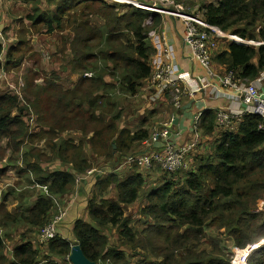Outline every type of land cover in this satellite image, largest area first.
Returning a JSON list of instances; mask_svg holds the SVG:
<instances>
[{"label":"trees","instance_id":"16d2710c","mask_svg":"<svg viewBox=\"0 0 264 264\" xmlns=\"http://www.w3.org/2000/svg\"><path fill=\"white\" fill-rule=\"evenodd\" d=\"M79 1L100 2L103 8L115 11L116 15L113 17L111 13L104 12L103 15L109 19L106 25L99 29L89 25L85 28L80 26L72 40L71 61L81 66V69L75 66L73 69L82 74L78 83L65 89L60 83L47 82L44 87L35 89L29 81L27 92L31 99L25 92V101L32 103V107L6 91L0 93V142L6 139L9 147L17 152L23 146L27 150L26 146L40 137V133L30 132L25 119L31 108L39 114L43 128L49 126L51 133L69 129L88 132L86 126L89 119L85 114L96 119L95 112L103 96L98 91L108 84L95 72L92 77L86 76V73L93 71L89 40L100 38L101 45L106 49L100 50L105 51L106 63H111L112 69L121 71L118 89L129 97L139 93L144 81L152 75L151 62L155 49L148 34L152 28L158 27L161 19L147 9L106 0H61L57 14L49 16L50 12L47 11L45 15L36 7L28 18L34 24L47 23L49 32H53L54 24L65 16L68 5L74 6ZM200 14L206 22L225 33L263 43L241 45L224 39L227 49L213 58L214 63L224 64L226 70L237 71L239 79H256L264 70V0H217L216 4H204ZM150 16L153 23L148 26L146 21ZM72 22H76V19ZM4 52L0 44V68ZM14 53L15 49L11 47L6 54V67L17 66L12 62ZM60 99L64 104L59 103ZM75 107L85 109V114ZM118 115L121 117L120 113ZM120 117L113 119L109 128L88 137L89 143H94V151L108 160H114L113 166L115 162L139 156L137 144L149 138V131L145 129L134 134L127 126L120 129ZM262 123L259 115L245 114L240 121L235 119L234 128L225 127L222 135L215 140L213 151L202 155L197 164L191 165L189 159L188 165L176 172L162 170L167 174L166 179L147 192L142 217L138 221L147 224L142 230H137L132 225V218L125 216V208L138 202L145 187L144 172L137 168L127 176L123 173L107 176L99 182L98 193L87 198L85 214L78 215L72 221V237L61 233L60 222L57 224V235L47 245L46 257L49 261L46 264H56L52 256L68 258L74 244H79L87 258L96 263L109 260L108 264H234L227 252L233 254L237 247L245 249L249 244L264 239V211H257V204L264 198ZM217 126L216 112L208 110L204 112L198 129L211 135ZM109 129L118 134L114 140L102 134L109 133ZM86 140L85 137L75 144L64 139L63 150L55 157H61L66 167L70 166L68 170H53L44 174L40 165L30 162L28 172L36 177V184L46 186L48 194L54 198L73 193L77 179L92 168L85 158ZM27 159L25 156L26 162ZM110 189L114 190L116 198L109 196L113 192ZM21 196L24 202L32 201V205H18L14 212L3 209L1 221L40 231L53 218L55 203L52 197L45 190L41 191L34 203L30 194L22 193ZM109 227H117L125 250L113 245L114 241L107 232ZM140 233L145 235L138 236ZM220 233L224 238L230 237L236 247L228 250L221 237L216 236L213 247L200 248L207 237ZM18 243L7 254L6 243L0 237V264H45L41 261V251L31 239L23 238ZM137 248L143 251V258L132 262L134 255L127 256L126 252ZM148 252L157 259L149 261ZM248 264H264V245L254 250Z\"/></svg>","mask_w":264,"mask_h":264},{"label":"rangeland","instance_id":"374dc122","mask_svg":"<svg viewBox=\"0 0 264 264\" xmlns=\"http://www.w3.org/2000/svg\"><path fill=\"white\" fill-rule=\"evenodd\" d=\"M106 1L119 5L122 3H125L124 5H129L126 2H120L116 0ZM186 1L187 7L189 8V10H192L193 5L191 6L189 3H194V0ZM2 2V10L4 11L7 9L8 18H10L12 22L10 23V26H7V28L2 32L1 40L3 43L6 44L7 50L9 43L11 47L15 49L14 58L12 59V62L17 66L10 65L9 67H6V59L2 60V63L5 64V66L2 67L1 70L5 71L8 76L0 77V93L5 91L12 93L9 90L8 82L22 87L23 81L26 86L22 91L24 92V90H26L25 92L27 96H30L27 92L29 81L35 89H40L44 87L47 82L55 84L60 83L63 87H66L65 89L72 87L74 84L78 83L82 74L78 70L74 72L73 69L74 66L76 67V69H81V66H76L71 61L72 40L78 34L80 26L85 28L87 25H89L94 29H99L102 28L103 25H106L109 19L103 15L104 12L111 13L113 17L116 15L115 11L103 8L100 2L92 3L88 1H79L74 6L68 5L67 10L65 11V16L61 19L60 22L54 24V31L49 32L47 23L34 24L30 22V19L28 18V15H30V12H32L31 8H34L36 6L38 8L41 7L40 0H10L9 2L6 1L5 3L3 0ZM51 6L53 7V5L49 2V7ZM47 7L48 6L45 5V10L41 13H44L46 15L48 14L47 11H50L51 13L48 15L51 16L54 12V9L50 8V10H47ZM75 19L76 22H72ZM22 42H24V44H21ZM221 42L227 44V41L224 40V38ZM88 48L92 49L93 53V57L90 59V62L92 63L91 70L93 71L90 73H92V76L93 72H95L96 75H100L103 81H106L108 84L106 88H102L98 91L99 94L103 96L100 100L99 107L96 109L95 112L96 119H92L91 115L88 113L85 114V109L75 107L78 111L84 113L89 119V123L86 126L88 128V132L81 131L84 132L83 136L86 137V141L88 143L85 149L89 153L87 154V156H85V158L87 164L91 163V165L96 170H102L104 169V165H106L109 168L104 169L106 170L107 174L118 173L117 171H123V169L120 168H122L125 161L123 160L116 164V169L109 167L105 162L106 160L104 161L102 159L101 154L98 151H94V143L92 141L91 143H89L88 137L94 136L96 132L105 129L106 127L109 128L110 124L112 123V120L120 117L118 113L121 114V117L118 120V125H120V129L126 126L130 127L132 130H137L140 127H144L145 125L142 122L143 115L140 111L141 107L144 105V103H142L144 99L140 96L141 94L133 98L129 97L128 95L124 94L120 89H118L119 75L121 74V71L112 69V64L106 63V60L103 55L105 51H100L106 49L105 46L101 45L99 37L89 40ZM113 85H115L116 88L113 89ZM135 100H139V102L134 103ZM24 102L32 107V103H28L25 100ZM59 103L64 104L63 99H60ZM25 119L29 123L30 132L40 133V137H38L37 139L32 141L28 146H26L27 150H25L24 152L15 151L12 147H9V141H7L6 139L1 140L0 191H2V193L0 194V213L3 209L8 210L9 212H14L17 209L18 205H32V201L24 202L23 197L21 195L22 193L28 195L30 191L39 190L38 188H36L35 184H33V180L36 179V177L32 175L30 179H23V181L19 180L21 176L31 174L28 172V164L31 162L36 165H40L42 169H45L47 171L55 170L57 166L53 165L54 161H51V159L55 156V154L58 155V153L63 150V146L65 145L64 139L74 141L76 137H79L77 136L78 130L69 129L65 131L68 135L67 138H65L63 135L64 132L60 133L58 131H55V133H51V128L49 126H45V128H43V125L39 121V114L33 108L30 109L29 115L25 116ZM109 131V133L104 132L102 134H107L109 139L114 140L118 136V134L114 133L111 129H109ZM111 132L113 133V135ZM149 138L153 139L152 137ZM30 148H32L31 152L29 151ZM136 148L139 151H144L143 149L145 148V146L139 143L137 144ZM165 151L166 149L164 148V151H161L160 155L164 156ZM25 156L28 157V162L24 160ZM189 156L187 157L186 162L190 159ZM58 159L64 165V162L62 161L61 157H59ZM59 161L57 162L60 166L61 163ZM137 168L142 172H145L143 170L147 169L145 166H133L130 173L132 171H135ZM156 168H159V170H156ZM160 169L161 168L159 166H156L155 169H151L153 170L152 175L155 176L151 175L152 178L149 184L152 183V185H155V182L158 180V177L160 178ZM97 174L98 173L94 172L91 176H96ZM16 175L19 176L18 180L15 179ZM2 181L3 184L1 185ZM150 186L148 187L149 189L152 188ZM74 192H76V189ZM89 195L91 197L93 194H91L90 192ZM263 203L264 198L261 202H259V206ZM127 212L128 215L133 214L134 218L136 219L137 215L139 214V208L138 206H135L134 208L127 210ZM66 213L67 212H64L61 215L59 222H61L62 220L64 221ZM56 214L57 209L54 211L53 217ZM133 226L138 230L147 227V224L144 225L142 223H138ZM115 230V227L109 228L107 230V232L109 233V237L112 241H114L113 245H118L121 249L125 250V247L123 248L124 244L121 237L116 235L114 238V236L111 234ZM38 231H35L34 233V230L32 232L28 227H25L24 225L4 224L0 219V237H3L6 243L5 252L7 254L10 253L13 246L19 244L18 242H20L23 238L29 239L30 237H34L35 239V236H37ZM210 232L212 234L214 233L213 230H211ZM143 235L145 234L140 233L138 236ZM216 236L221 237L223 242L228 246V250L236 247L230 237L224 238V235L220 233L216 235L214 234V236L207 237L203 241V244L200 246V248L213 247V238ZM221 247L222 250L225 251L223 244H221ZM129 250L126 252L127 256L132 255L133 253L132 249ZM238 253L239 252H235L232 254L227 252L229 256H232V261L234 264H239L237 261ZM253 253L254 251L252 253H249V255L245 258L243 257V255L240 254V260L242 264H248V260ZM142 254L144 253L142 252ZM147 254L149 256V258L147 257L149 261H154L157 259L153 255V253L151 254L150 252H148ZM142 257L143 256L136 257V260H133V257L132 262H138L140 259H142Z\"/></svg>","mask_w":264,"mask_h":264},{"label":"crops","instance_id":"0c3cea01","mask_svg":"<svg viewBox=\"0 0 264 264\" xmlns=\"http://www.w3.org/2000/svg\"><path fill=\"white\" fill-rule=\"evenodd\" d=\"M2 1L3 0H0V3ZM6 1L9 2L10 0H4V3ZM49 2H50V4L53 5V7L52 6L49 7ZM60 2H61V0H40V6L41 7L39 9L42 12L45 10V5H47L48 6L46 8L47 10H50V8L54 9V12L52 14V15H54V13H56L57 8L59 7ZM2 3L0 4V44L3 45L5 52H4V56L1 58V61L6 59V54L9 50V48L11 47L10 43H9V45L7 44L8 45V50H7L6 44L3 43L1 40V35H2V32L7 28V26H10V23L12 22V20L10 18H8L7 9L4 11L2 10ZM188 3H189V1H188ZM206 3L207 4H209V3L216 4L217 0H194V3L190 2L189 4L191 6L193 5V7H192L193 13H199L201 7H203V5ZM122 4H125V3H122ZM141 4L143 5V7H140V8L147 9L151 13H155L161 19V23L158 25V27L152 28L150 30V32L155 31L162 38H166V40H165L166 43L171 45L175 51V57L174 58H169L164 53L163 50H162V54L158 55V49L148 34V39L150 40V42L152 43V45L154 46V49H155V53L153 54L152 57H156V58L159 57L163 62H165L166 65H169L171 68H173V70L175 71V73L177 75L183 76L184 81L182 82L181 85H182L183 89L185 90V93L183 94V98H182V107L181 108L175 107L170 101V93L167 90L163 91L161 94L157 93V90H156V88L153 84V81H152V76H153V72H152V75L148 79H146V81H144V85L142 86L141 91L133 96V98H134V97L139 96V94H141L140 96L144 99L142 101V103H144V105L141 107L140 111H141V114L143 115L142 122L145 126L140 127L137 130H132L130 127H128V126L127 127H128V129L131 130L132 133L138 132L141 129L148 130L149 131V137H152V138H153V134L155 132L160 133L163 130H167V134L165 136L160 135L159 138L154 139V140L150 139V138L144 139V141L141 142V144H143L145 146V148L143 149L144 151H139L138 154H141V153L142 154H149L151 152H161V151H164V148L166 149L169 146L185 147V146H190V145L194 144V147L191 148L189 151L190 156L187 154V157L189 156V158L191 159V161H190L191 165L197 164L199 158L202 155H207L210 151H213L215 140L218 139L222 135V133L225 131L224 130L225 127L220 126V125L215 128L214 133L211 135L202 133V131H203L202 129H201L202 131L199 129H196L200 125V122L202 120L204 112L211 110V111H215L216 115H217L218 112L221 110H224L225 112L232 111V109H234V106H235L234 99L239 98V95H237L238 92L234 89H231V88H225V87L219 86L220 92H218V95H205L203 93H198L195 98L190 97L188 95V93L186 92V90L189 88H192L194 86L195 81H200L202 78H204L206 76V69L194 57L193 50L190 49L184 41L185 23L183 22V20H181L177 17L167 15L163 12L161 13V12L153 11L151 9V7H152V1L151 0H145L144 2H141ZM186 4H187V2H186ZM36 7L31 8L32 12H30V15L33 14V11ZM136 7H139V6H136ZM30 22L33 23V21L31 19H30ZM152 23H153V18H152V16H150L149 19H147L146 24L148 26H150ZM221 41L218 44V53L222 52L227 46L226 43L221 42ZM215 68H216L217 72H219L221 74H225L228 71H230V70H226V68L224 67V64H220L217 62H215ZM234 72L236 74V77H235L236 81H239L240 76L239 75L237 76V71H234ZM263 72H264V70L260 72V74L257 78H259ZM87 77H89V76H87ZM253 80H255V79H253ZM146 84H147V86H146ZM138 102H139V100L134 101V103H138ZM199 112L202 113V117L200 119L199 124L197 125L195 122V116L198 115ZM235 119H239V121H240V118L236 117ZM235 119L233 120V123L230 125V127L234 128ZM83 134H84L83 132L78 130L77 136H79V137H76V139L74 140V143H77L79 141L84 140L85 136H83ZM63 135L65 138H67V136H68L67 132H64ZM78 138H80V139H78ZM87 145H88V143H86V146ZM25 150H26V148L23 146L21 151L24 152ZM86 153L88 154L89 152L86 151ZM187 157H186V159H187ZM102 159L104 161L106 160L105 162L107 163V165L113 169H116V164L119 163V162H115V165L113 166V164H114L113 159L110 158L108 160L104 156H102ZM186 159H185V166L184 167H186L188 165L187 162L189 160L186 162ZM51 161H54L53 165L57 166V168L55 170L63 171V170H68L70 168V166L65 167L66 165L65 164L63 165V163L59 161L58 157L54 156L53 159H51ZM57 161H59L61 163L60 166H59V163ZM125 167H127V166H122V168H120V169H123V171L122 170L117 171L118 174L123 173V175L127 176L130 173L132 168L125 169ZM104 169H109V168L106 165H104ZM104 169L96 170L92 166V168L89 169L86 172V174L82 175V178L77 179V184L75 187L76 192L70 193L69 195H67L63 198H54L52 195L48 194L47 187L36 184L37 183V182H35L36 179H34L33 181L35 182L36 188H38L39 190L30 191L29 194L32 196L33 203H34V201L37 199L38 195H40L41 191L45 190L47 195L52 197V199L55 203L54 211L57 209V214L67 212L66 216L64 217V221L62 220L60 222V231H61V233H65V235H67L70 238V237H72V236H70V232H72L71 231L72 230V221L74 219H76V217L78 215L85 214L86 207H87L86 201H87V198L90 197V195H89L90 192L93 195L97 194L99 191V189H98L99 188V182L101 180L105 179L107 176L112 174V173L107 174L106 170H104ZM156 170H159V168H156ZM43 171H44V174H46V173L53 171V170L47 171V170L43 169ZM143 171H145L143 173L144 177H145V187L140 193L139 200L135 205H129L125 208V216H130L132 218V225L138 224V221L142 217V209L146 203L147 192L150 191L151 189H153L154 187L160 185L167 177V174L164 171H162V169H160V171H161L160 172V178L158 177V180L155 182V185H152V183L149 184V182H150L152 176H155V175H152L153 170L144 169ZM94 172L98 173V174L96 176L95 175L91 176ZM158 176H159V174H158ZM31 177H32V174H27L25 176H21L19 179V176L16 175L15 179L16 180L19 179L20 181H23V179L24 180L30 179ZM2 184H3V181L1 182V185ZM150 185H152V186H150ZM31 186H33V185H31ZM149 186L152 188L149 189L148 188ZM112 190L113 189H110V191H112ZM1 193H2V191H0V194ZM32 193H33V195H32ZM109 196L112 198H116V194L114 193V190ZM73 198H74V200H73ZM16 204H18V203H16ZM262 205L259 206V203L257 204V211H261V210H258V208H260ZM135 206H138V208H139V214L137 215L136 219L134 218L133 214L128 215V212H127V210L132 209ZM54 211H53V213H54ZM109 228H114V227H109ZM115 228H116V230L113 233H111L114 236V238L116 235L119 236V232L117 231V227H115ZM43 229L44 228H42V229H40V231H38V234H37V236H35V239H34V237H30L29 239H31L34 242V244L37 246V248L41 251V261H42V263L46 264L49 261V258L46 256H47V252H48L47 245H48L50 240L47 242H43L41 240V233H42ZM138 230H142V229H138ZM31 231L33 232V230H31ZM34 233H35V231H34ZM262 240H264V239L255 241L256 243L249 244V246L256 245V244L260 243ZM74 245H76V244H74ZM241 250L242 249L240 247H237L234 249L235 252H240ZM142 252L143 251H141L138 248L134 249L132 254L134 255L135 259L133 258V260H136V257L142 256L143 255ZM70 255H69V257H70ZM69 257L68 258L65 257L64 259H59V258L52 256V258L54 259L56 264H68V263L73 264L70 261ZM134 262H136V261H134ZM108 263H109V260H101L97 264H108Z\"/></svg>","mask_w":264,"mask_h":264},{"label":"built area","instance_id":"2783aa9c","mask_svg":"<svg viewBox=\"0 0 264 264\" xmlns=\"http://www.w3.org/2000/svg\"><path fill=\"white\" fill-rule=\"evenodd\" d=\"M120 2H126L130 5L143 7L140 1L134 0H116ZM151 9L156 12H163L167 15L177 17L185 23L184 41L187 46L193 50L194 57L205 67L206 76L200 81H195L194 86L186 90L190 97L195 98L198 93L205 95H218L220 92L219 86L225 88H231L238 92L239 98L234 99V109L230 112L221 110L217 114V123L220 126L228 127L233 123V120L237 117L240 118L245 114L259 115L263 123L261 129L264 130V72L259 78L255 80H242L236 81V74L233 70L228 71L225 74L217 72L214 63V57L218 53V44L224 38L228 42L233 41L241 45H261L262 42H256L249 39H244L238 35L232 33H225L219 27L206 22L200 12L193 13V10H189L186 4V0H151ZM149 37L155 43L158 49V55L162 54V50L169 58L175 57V51L173 47L166 43V38H162L155 31L149 33ZM153 76L152 81L157 90V93L161 94L167 90L170 93V101L177 107H182V98L185 90L182 87L184 81L183 76L177 75L173 68L166 65L159 57L152 58ZM2 63V61H1ZM4 67L2 63L1 68ZM0 77H7L8 74L1 70ZM86 76L91 77L92 73H86ZM238 80V79H237ZM8 92L18 97L19 100H25L24 82L22 81V87L9 83ZM202 113L199 112L195 116V122L198 125ZM239 120V119H238ZM198 129V127L196 128ZM167 130H163L153 134V140L159 138L160 135H166ZM194 147V144L185 147L169 146L166 148L165 155L161 156L160 152H151L149 154H139L136 157H130L125 160L123 166H145L147 169H153L159 166L162 170L167 172H176L181 167H184L185 159L190 149ZM153 167V168H152ZM264 211V204L259 208ZM63 213L56 214L44 227L41 233V240L47 242L57 235L56 226L59 223L60 217ZM264 245V240L256 245H251L242 249L237 256V261L242 264L240 260V254L243 257H247L249 253H252L255 249Z\"/></svg>","mask_w":264,"mask_h":264},{"label":"water","instance_id":"95a60500","mask_svg":"<svg viewBox=\"0 0 264 264\" xmlns=\"http://www.w3.org/2000/svg\"><path fill=\"white\" fill-rule=\"evenodd\" d=\"M69 259L73 264H97L95 261L87 258L79 244L72 247Z\"/></svg>","mask_w":264,"mask_h":264},{"label":"bare ground","instance_id":"6f19581e","mask_svg":"<svg viewBox=\"0 0 264 264\" xmlns=\"http://www.w3.org/2000/svg\"><path fill=\"white\" fill-rule=\"evenodd\" d=\"M130 1H134V0H130ZM251 114H253V113H251Z\"/></svg>","mask_w":264,"mask_h":264}]
</instances>
